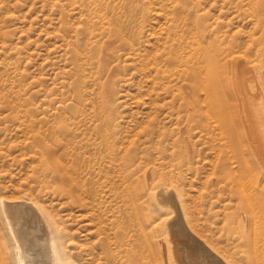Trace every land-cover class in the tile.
Instances as JSON below:
<instances>
[{
	"label": "rangeland",
	"instance_id": "1",
	"mask_svg": "<svg viewBox=\"0 0 264 264\" xmlns=\"http://www.w3.org/2000/svg\"><path fill=\"white\" fill-rule=\"evenodd\" d=\"M198 43L217 64L229 47L253 57L264 0H0V196L48 211L75 263L99 260L104 232L121 234L128 216L162 239L168 219L175 240H203L223 258L246 233L264 245V202L241 219L230 187L212 182L217 130L188 109L186 57ZM56 158L98 191L106 231L58 188ZM149 169L168 177L163 206L145 193Z\"/></svg>",
	"mask_w": 264,
	"mask_h": 264
},
{
	"label": "bare ground",
	"instance_id": "2",
	"mask_svg": "<svg viewBox=\"0 0 264 264\" xmlns=\"http://www.w3.org/2000/svg\"><path fill=\"white\" fill-rule=\"evenodd\" d=\"M188 51L187 85H184L187 86L188 109L193 116L201 118L204 129L215 127L217 130L208 141L215 152L211 180L230 187L241 210L244 209L240 213L246 223V205H253V201L264 202V48L247 58L229 47L219 64L213 61L217 52L213 50V57H208L210 54L205 55L200 43L197 48L191 45ZM212 121L214 125H210ZM87 164L91 169L95 162L89 159ZM63 166L58 158L47 163V169L55 178L52 179L73 198L72 202L77 199L83 206L91 207L100 222L99 229L106 231L107 219L102 202H98V191L88 184L83 171L70 173ZM152 174L151 169L144 173L145 193L163 206L166 202L160 199V195L167 186L168 177L161 174L155 181ZM132 204L138 211V204ZM126 222L127 226L119 225L121 234L112 237L104 232V260L99 262L102 257L98 260L94 255L90 264H264V245L260 246L258 250L262 252H259L250 243L252 238L246 231L245 237L238 242L235 240L237 243H229L228 251L234 246L235 249L223 258L206 248L203 240L195 248L190 242L175 240L170 233L173 223L168 219L161 223L165 239L148 231L144 223L134 227L131 216ZM60 226L32 197L12 200L0 196V264H77L65 249L66 231ZM236 250L239 256L234 253Z\"/></svg>",
	"mask_w": 264,
	"mask_h": 264
}]
</instances>
